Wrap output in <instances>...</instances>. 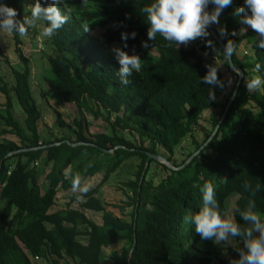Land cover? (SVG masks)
<instances>
[{"label": "trees", "instance_id": "obj_1", "mask_svg": "<svg viewBox=\"0 0 264 264\" xmlns=\"http://www.w3.org/2000/svg\"><path fill=\"white\" fill-rule=\"evenodd\" d=\"M35 2L3 0L16 10L14 20L20 23L25 18L31 20L30 9ZM152 2L56 3L67 19L43 44L52 55L47 56L50 71L44 78L48 87L40 94L43 99L53 95L59 104L77 107L71 124L57 118L58 126L69 129L75 139L66 135L42 141L38 128L42 113L34 100L31 60L20 50L21 36L13 28L11 34L22 67L12 70L11 87L0 73V92L6 98L0 105V139L13 135L19 144L0 141V264H102L104 249L120 243L123 247L115 264H237L223 261L222 248L213 238L202 239L194 230L191 217L205 206V183L212 186L220 218L227 211L228 199L238 197L234 220L240 235L227 233V239L241 244L240 257L247 254L245 241L255 239V235H246L253 225L243 220L241 213L251 211L264 219V49L258 47L262 37L241 22L244 13L239 8L248 11L243 0H233L221 11L217 22L210 24L225 47L231 42L233 65L243 71L244 78L218 133L183 167L219 124L238 75L229 71L235 82L227 99L219 103L227 85L223 75L216 72L212 83L203 77L217 58L230 70L220 45L207 26L209 35L200 37L199 47L191 49L184 42L166 41L159 33L149 40L150 25L141 9ZM39 3L47 8L53 0ZM205 10L211 13L214 6L209 4ZM35 23L44 28L50 22L41 14L31 25H25L30 29ZM243 28L246 31L239 36ZM97 31H103L101 39L94 36ZM132 32L134 38L121 40V33ZM245 40L251 47L250 56L238 54ZM105 45H120L123 52L137 56L140 70L129 65V73L122 76V65ZM211 56H215L214 61L213 57L208 59ZM257 64L260 67L254 71ZM253 76L260 78L261 87L249 91L247 83ZM15 104L20 106L23 120L16 117ZM211 109L219 115L210 119L213 128L209 136L201 144L194 140L195 151L177 164L173 160L176 149ZM86 113L108 122L110 134L88 138ZM150 155L166 159L174 169L153 158L147 164ZM131 159L141 164L135 180L124 183L126 207H134L131 221H127L107 211L99 189ZM155 163L163 168L165 177L152 174L151 165ZM41 165L49 168L44 191L38 179L43 173ZM99 174L103 175L99 187L85 194L79 210L68 205L51 212L59 192L72 191L73 177L79 176L81 182ZM125 209L119 208L122 213ZM84 211L102 214L101 224L90 220Z\"/></svg>", "mask_w": 264, "mask_h": 264}, {"label": "rangeland", "instance_id": "obj_2", "mask_svg": "<svg viewBox=\"0 0 264 264\" xmlns=\"http://www.w3.org/2000/svg\"><path fill=\"white\" fill-rule=\"evenodd\" d=\"M211 4V3H209ZM208 4V5H209ZM25 27V34L21 36V45L20 50L23 52L26 58L31 60L32 68H33V84H34V100L42 113V119L39 122V134L42 141H53L58 138H62L63 136L70 135L71 138L75 139L76 136L72 133L69 129H64L58 126L57 118L60 117L66 124H71L75 116L77 114V107L74 105H62L59 104L56 98L51 95L46 99L41 97L40 92L43 89H46L48 86L44 81V78L49 75L50 67L48 63L47 56H51V52L46 50L43 46L44 42L46 41L47 37L41 36V32L43 27L35 23L30 29H27V25ZM246 31V28H243L241 31L238 32L239 36L242 35ZM94 36L98 39H101V35L103 31L93 32ZM103 43V41H102ZM200 37H196L184 42V46L188 49L199 47ZM0 47H1V54H0V73L3 77L4 83L8 84L9 87L12 86L14 82V77L12 70L13 69H20L21 63L19 57L16 53V45L11 33H7L3 30H0ZM107 50L114 56L117 57L115 49L119 48L122 51V46L120 45H105ZM250 44L247 40H245L241 46L239 47L238 54L243 56L244 54H248L250 56ZM126 55L132 56L129 52H125ZM214 57L215 56H211ZM210 57H208L209 59ZM213 68L216 69V72H219L223 75L224 80L227 82L226 90L218 99L219 103H223L230 94V90L235 82V79L230 77V73L224 61L219 60L217 58L216 61L212 62ZM0 85H3V82L0 81ZM6 102L5 96L0 92V105H3ZM15 115L20 120H23L22 117L23 113L17 104H15ZM219 113L215 109L208 110L204 113L203 118L197 125L194 133L191 136H188L184 139L182 144L176 149L175 155L173 160L177 164H181L185 161L188 156L195 151L196 145L194 144V140L201 144L204 140L209 136L212 130L211 124V117H218ZM87 123H88V130H87V137L93 138L96 134H110V127L109 123L106 122L103 118L95 119L90 113L85 114ZM113 119L111 120V122ZM125 137L131 138L128 133H124ZM3 139L11 140L19 144V139L13 135H6L5 137L1 138L0 141ZM141 164L140 160L131 159L125 165H123L111 178L108 184L102 186L99 189V197L101 198L102 202L104 203L107 211L112 212L115 216L121 217L124 220L131 221V212L134 209L133 206L126 207L128 202L126 196V187L124 183L128 182L129 180H135V174L138 171V167ZM149 166V165H148ZM40 169L43 170L38 176L39 184L44 191L47 183H46V175L49 173V168L41 165ZM152 174H156L157 176L165 177V172L163 168L158 164L151 165ZM103 179V175L99 174L93 178L85 179L80 182V185L77 186L76 191H60L57 199L56 204L52 208L51 212H56L59 210H64L67 208L68 205H71L73 209H80V205L85 200V194L88 195L95 189H97ZM83 185L88 188L86 192H80L79 187ZM75 195L79 197L77 199H73ZM234 202L235 199H228L227 201V211L221 217L222 220H230L232 221L233 213H234ZM125 207V212L122 213L119 208ZM119 207V208H117ZM86 216L99 224L102 222V214L91 212V211H84ZM250 229V233L252 230ZM215 243L222 248V256L223 260L229 261L231 263H235L240 260V252L241 246L235 244L232 240L227 239V233L225 234L224 238L216 239L215 233H213ZM255 238H259V230L255 231ZM123 244L120 243L115 245L111 248L104 249V259L102 264H115L116 260L120 257V253L122 250ZM73 264V261H70ZM63 264H67V262H63ZM212 264H220L218 261H214Z\"/></svg>", "mask_w": 264, "mask_h": 264}, {"label": "clouds", "instance_id": "obj_3", "mask_svg": "<svg viewBox=\"0 0 264 264\" xmlns=\"http://www.w3.org/2000/svg\"><path fill=\"white\" fill-rule=\"evenodd\" d=\"M57 2L58 0H53L51 6L41 8L39 0H37L30 9L31 20L25 18L24 22L20 23L18 20H14L17 16L16 10L3 3V0H0V30L11 33L15 27V31L20 36H23L25 34L24 25H31L33 21L40 18L41 14H43V19L50 23L47 27L42 29L41 36L51 37L55 30L59 29L67 19V17L62 15L57 9ZM232 2L233 0H153L150 5L141 9L150 25L147 29V37L151 40L159 33L164 40L176 42L177 44L180 42L186 43L196 37H206L209 35L205 30L206 26L209 23H216L221 11L226 6H230ZM209 3L214 6V10L211 13L205 10ZM243 4L247 7L248 11L246 12L243 6L239 8L238 11L244 13L241 22L250 26L251 29L260 34L262 39L258 42V47L264 49V0H243ZM249 12L250 15L248 14ZM135 35V32L127 35L121 33V40H126L129 36L134 38ZM221 35H223V30L221 31ZM208 43L211 42L209 41ZM126 46L127 45H125V47ZM142 46L146 45L142 42ZM115 51L119 63L122 65L120 68L122 76L129 73V65L132 69L137 71L140 70L141 65L137 56L126 55L125 52L121 51L119 48L115 49ZM232 51L233 48L231 42H229L225 47V53L230 55ZM259 67L260 65L257 64L254 71L258 70ZM203 80L208 83L214 82L216 80V69L209 68ZM261 83L258 76H253L247 83V89L249 91L252 89L259 90ZM209 95L211 96V94ZM78 185H80V178L79 176H75L71 181L72 190L76 191ZM79 191L86 192L88 188L81 185ZM202 199L205 202V206L191 217L194 230L200 234L202 239L212 237L215 241L213 233H215L216 239L224 238L226 233L233 236L240 235V231L235 224L234 215L232 221L222 220L218 215L215 210L216 201L213 196V189L208 183L203 185ZM230 199H235L233 206L235 209V203L238 197L233 196ZM248 207L251 209V202H249ZM241 217L245 221H251L253 228L256 229V231L259 230V238L245 241V247L248 249V252L247 254L241 255L237 264H264V219L258 217L257 214L251 211L241 213ZM250 229L251 228H248V231H250ZM250 234L255 235V232H246V235ZM238 245L241 246L240 243Z\"/></svg>", "mask_w": 264, "mask_h": 264}, {"label": "water", "instance_id": "obj_4", "mask_svg": "<svg viewBox=\"0 0 264 264\" xmlns=\"http://www.w3.org/2000/svg\"><path fill=\"white\" fill-rule=\"evenodd\" d=\"M211 23H209L208 25H207V29H208V31H209V33H210V35L218 42V44L220 45V47H221V49H222V51H223V53L226 55V58H227V60H228V62H229V67H230V71L231 72H233V73H236L237 75H238V82H237V85H236V88H235V91H234V94H233V96H232V98H231V100H230V102H229V104L227 105V107H226V110H225V112H224V114H223V116H222V118H221V120H220V122H219V124L216 126V128H215V130H214V132H213V134L211 135V137L208 139V141H207V143L206 144H204L197 152H195L188 160H187V162L183 165V167L184 166H186V165H188L198 154H200V152L208 145V143L215 137V135L218 133V131H219V128H220V125H221V123L224 121V119H225V117H226V115H227V113H228V110L230 109V107H231V105H232V102H233V100H234V98H235V96H236V94H237V92H238V89H239V86H240V84H241V82H242V80H243V78H244V73H243V71H241V70H239V69H237V68H235L234 67V65H233V62H232V59H231V56L230 55H227L226 53H225V45L221 42V40L219 39V37L217 36V34L215 33V31L212 29V27H211V25H210ZM24 151H27V150H24ZM151 158H153L154 160H156V161H158V162H160V163H162V164H164V165H166L168 168H170V169H174L173 167H172V165L166 160V159H164V158H162V157H160V156H152V155H150L149 156V159H148V161H147V164L149 163V160L151 159ZM1 166V165H0ZM179 169H182V168H179ZM176 170H178V169H176Z\"/></svg>", "mask_w": 264, "mask_h": 264}, {"label": "built area", "instance_id": "obj_5", "mask_svg": "<svg viewBox=\"0 0 264 264\" xmlns=\"http://www.w3.org/2000/svg\"><path fill=\"white\" fill-rule=\"evenodd\" d=\"M208 53V52H207ZM210 58H212V57H210Z\"/></svg>", "mask_w": 264, "mask_h": 264}]
</instances>
